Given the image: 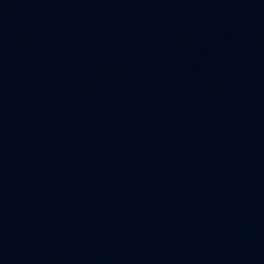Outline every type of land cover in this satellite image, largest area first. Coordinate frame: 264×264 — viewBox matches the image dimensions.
Here are the masks:
<instances>
[{
    "label": "water",
    "instance_id": "obj_1",
    "mask_svg": "<svg viewBox=\"0 0 264 264\" xmlns=\"http://www.w3.org/2000/svg\"><path fill=\"white\" fill-rule=\"evenodd\" d=\"M0 264H264V0H0Z\"/></svg>",
    "mask_w": 264,
    "mask_h": 264
}]
</instances>
